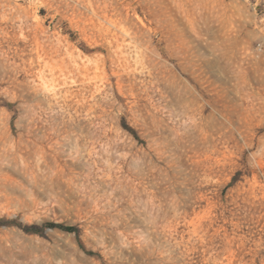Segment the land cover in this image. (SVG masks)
Here are the masks:
<instances>
[{"label":"rangeland","instance_id":"1","mask_svg":"<svg viewBox=\"0 0 264 264\" xmlns=\"http://www.w3.org/2000/svg\"><path fill=\"white\" fill-rule=\"evenodd\" d=\"M0 264H264V0H0Z\"/></svg>","mask_w":264,"mask_h":264},{"label":"trees","instance_id":"2","mask_svg":"<svg viewBox=\"0 0 264 264\" xmlns=\"http://www.w3.org/2000/svg\"><path fill=\"white\" fill-rule=\"evenodd\" d=\"M60 226L67 230H75V227L73 226H64V225H60Z\"/></svg>","mask_w":264,"mask_h":264}]
</instances>
